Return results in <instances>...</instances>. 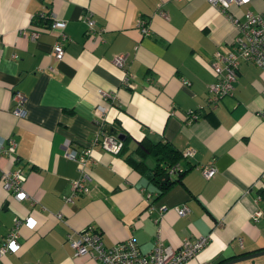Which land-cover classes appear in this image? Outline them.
Wrapping results in <instances>:
<instances>
[{"label": "crops", "instance_id": "1", "mask_svg": "<svg viewBox=\"0 0 264 264\" xmlns=\"http://www.w3.org/2000/svg\"><path fill=\"white\" fill-rule=\"evenodd\" d=\"M248 10L264 14V0L226 11L207 0H0V141L16 143L12 155L0 154V168L21 169L23 188L35 198L18 201L0 183V243L15 217L36 221L34 228L20 227L19 250L0 264H96L87 254L74 256L68 241L91 224L106 246L131 237L142 252L157 236L174 248L207 237L184 264L264 249L263 69L241 61L232 93L208 101L214 53L228 52L238 33L233 19L243 21ZM87 12L100 31L95 38L81 20ZM50 14L66 21L62 60L52 55L59 37L47 29ZM119 53L128 55L124 69L112 63ZM14 90L26 97L23 117L12 111ZM108 127L123 137L119 154L92 142ZM144 138L193 151L179 159L180 177L171 172L174 181L162 192L150 180L151 154L141 170L128 161L141 159L135 148ZM85 148H91L88 192L65 201L78 176L66 151ZM209 165L216 172L207 179L202 167ZM183 204L186 216L175 210ZM151 205L167 207L157 221V210L147 211Z\"/></svg>", "mask_w": 264, "mask_h": 264}, {"label": "built area", "instance_id": "2", "mask_svg": "<svg viewBox=\"0 0 264 264\" xmlns=\"http://www.w3.org/2000/svg\"><path fill=\"white\" fill-rule=\"evenodd\" d=\"M212 5L222 11H226L231 4L244 5L252 0H207ZM160 15L166 16V12L162 9ZM43 12L38 13V16L45 17ZM36 17V16H35ZM50 22L47 29L57 33L59 39L54 43L52 55L56 60H62L65 54L64 43L67 40L65 34L66 21L50 14ZM81 20L86 24V35L89 37H97L100 31L95 29V22L90 12H87ZM237 36L230 44V49L226 53L217 51L214 53L211 66L215 75V80L208 86L209 97L208 101L211 104H216L220 98L229 95L233 91V82L236 78L237 68L241 61H250L261 67L264 71V14L260 12L246 11L244 20L233 19ZM137 27L141 33L147 34L149 28L143 19L137 21ZM37 36V32H32L31 37ZM128 55L119 53L112 59V63L124 69L127 64ZM125 82L129 80V76L125 77ZM130 85V83H129ZM99 93L108 98L110 95L106 91L100 89ZM12 111L18 117L25 115V95L14 90L12 94ZM96 115L98 119L104 120V107H96ZM192 118H197L194 112H190ZM93 144L99 145L104 151L118 154L123 146V140L115 134L102 132L92 140ZM68 144V141L65 143ZM16 143L13 139H9L4 145L0 141V154L12 155L15 152ZM184 157L191 156L193 151L185 149L182 152ZM66 157L78 163V176L72 180L73 194L71 197H65V201H72L77 194L87 193L88 184L91 177L86 170V164L91 159V148H85L81 151L70 149L66 151ZM177 166H173L169 172H174ZM216 172L212 165L203 166L202 173L205 178H211ZM25 175L21 169L9 170L0 168V183L4 190L8 191L13 198L18 201L30 200L35 203V198L30 196L23 188ZM157 210L159 216L167 210L165 205H160L155 208L149 206L148 213ZM176 212L180 216H186L190 210L186 204L175 207ZM261 210H257L253 214V218L261 216ZM22 225H27L34 228L36 221L31 215L23 218L15 217L13 226L4 240L0 243V259L6 253H15L19 250V229ZM68 241L73 249L74 256L89 255L96 264H184L185 261L194 257L208 243L207 237H199L196 239L186 238L182 241L178 248L166 245L159 236L154 241L153 247L148 252H142L139 249L136 241L129 237L123 241L117 242L111 246H106L102 239L100 231L94 225H88L85 228L77 231L76 237L68 236ZM241 243V239H239Z\"/></svg>", "mask_w": 264, "mask_h": 264}, {"label": "trees", "instance_id": "3", "mask_svg": "<svg viewBox=\"0 0 264 264\" xmlns=\"http://www.w3.org/2000/svg\"><path fill=\"white\" fill-rule=\"evenodd\" d=\"M124 146H125V142L123 141V146L119 153L122 152ZM135 151L140 155L141 159L140 160L128 159V161L134 168L138 170H141L142 168L146 167L144 161L142 160V158L145 157L146 154H151L154 157L155 166L152 169L150 180L152 182H155V184H157L161 192L166 190L174 181L169 177L166 180L164 179V177H162L163 175H167V174L169 175L170 174L169 170L173 166H177L175 171H177L180 177L182 172L179 171L180 169H179L178 161L181 157H183V154L175 147H173L171 144L162 141L152 142L144 138L137 144ZM262 194L264 197V193ZM244 253L245 252L239 253L236 256H239ZM230 258L231 257L220 258L215 260L214 263L212 264H221Z\"/></svg>", "mask_w": 264, "mask_h": 264}, {"label": "water", "instance_id": "4", "mask_svg": "<svg viewBox=\"0 0 264 264\" xmlns=\"http://www.w3.org/2000/svg\"><path fill=\"white\" fill-rule=\"evenodd\" d=\"M108 133H111V131L109 130V127H108ZM112 133L114 134L115 133V130L113 129L112 130ZM119 138L123 139L122 135H118ZM162 177H164V179H168L169 175H163ZM261 255H264V249H261V250H258V251H254V252H251V253H246V254H243V255H239V256H236V257H233L229 260H226L224 261L223 263L221 264H232L234 262H238V261H242V260H246V259H250V258H253V257H257V256H261Z\"/></svg>", "mask_w": 264, "mask_h": 264}, {"label": "rangeland", "instance_id": "5", "mask_svg": "<svg viewBox=\"0 0 264 264\" xmlns=\"http://www.w3.org/2000/svg\"><path fill=\"white\" fill-rule=\"evenodd\" d=\"M151 158V157H149ZM232 264H264V255L253 257L250 259L234 262Z\"/></svg>", "mask_w": 264, "mask_h": 264}]
</instances>
